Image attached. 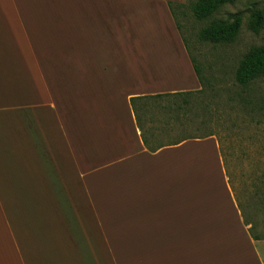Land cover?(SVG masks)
Returning a JSON list of instances; mask_svg holds the SVG:
<instances>
[{
	"label": "crops",
	"instance_id": "obj_1",
	"mask_svg": "<svg viewBox=\"0 0 264 264\" xmlns=\"http://www.w3.org/2000/svg\"><path fill=\"white\" fill-rule=\"evenodd\" d=\"M170 2L0 0V264H264L218 139L134 111L202 88Z\"/></svg>",
	"mask_w": 264,
	"mask_h": 264
},
{
	"label": "rangeland",
	"instance_id": "obj_2",
	"mask_svg": "<svg viewBox=\"0 0 264 264\" xmlns=\"http://www.w3.org/2000/svg\"><path fill=\"white\" fill-rule=\"evenodd\" d=\"M194 1L186 0L184 8L176 9V13L181 34L202 68L204 93L191 98L182 123L152 103H147L142 112L154 126L156 121L161 124L163 142L202 137L210 132L221 139L237 200L244 207L246 220L261 235L264 234V79L242 88L235 81V73L247 51L264 44V30L254 34L248 29L250 12L255 6L264 10V0H239L218 13L214 19H225L227 14L238 11L244 15L237 40L218 45L199 40L200 30L211 20L195 19L191 9ZM206 102L216 113L208 127L200 124ZM158 104L162 107L168 103L160 100Z\"/></svg>",
	"mask_w": 264,
	"mask_h": 264
},
{
	"label": "trees",
	"instance_id": "obj_3",
	"mask_svg": "<svg viewBox=\"0 0 264 264\" xmlns=\"http://www.w3.org/2000/svg\"><path fill=\"white\" fill-rule=\"evenodd\" d=\"M239 0H195L191 6L193 15L196 20L198 21H207L211 20L208 25L203 27L199 33V40L201 42H209L215 45L218 44H232L234 43L238 36L241 33L243 23H244V15L242 12L238 11L235 13L227 14L225 19L215 18L214 17L220 13L224 8L235 5ZM173 16L177 21V28L179 31L181 30V25L178 23L176 9L184 8V4H175L173 2L169 3ZM248 29L254 33L259 34L261 31L264 30V10L254 7V9L250 12L248 17ZM181 32V31H180ZM183 40L185 41L187 50L189 51L193 66L195 68L196 74L200 80L202 88L197 91H188V92H179V93H167V94H160L155 96H146V97H139V98H132L131 102L134 108V111L137 115V119L140 117L138 116V103H152L156 105V107L161 109L166 113L174 116V119L182 123V118L186 116L187 106L191 103V98L195 95L203 94V76H202V68L197 60L192 56L189 43L187 39L182 35ZM264 79V44L259 46L251 47L247 53L244 55L242 60L240 61L236 73H235V81L236 83L242 87L247 88L254 84L256 81ZM166 100L167 105L159 106L158 101ZM215 110L212 109L210 103H205L203 108V118L201 119L200 124L203 126H209L215 117ZM151 134H153L151 132ZM216 136L214 133L210 132L208 134L203 135L202 137H182L175 141H161V142H154V147H150V150L154 151L158 148H162L167 145H175L184 140L188 139H198V138H206ZM218 142L220 145V151L225 163V167L227 170V174L229 176L230 184L233 188L231 182V176L228 172L227 168V161L226 156L224 154L223 143L220 138H218ZM143 140L145 144H149L148 139L145 137L143 132ZM235 192V191H234ZM239 207L245 217L244 214V207L239 202ZM245 222L247 225L252 224L250 228V232L255 239H264V234H258L254 229V224L250 223L246 220Z\"/></svg>",
	"mask_w": 264,
	"mask_h": 264
}]
</instances>
